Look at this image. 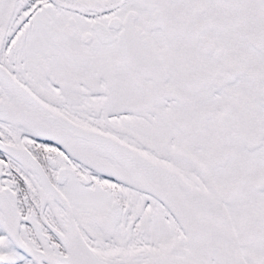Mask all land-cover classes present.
Here are the masks:
<instances>
[{"label": "snow or ice", "instance_id": "6c2138e0", "mask_svg": "<svg viewBox=\"0 0 264 264\" xmlns=\"http://www.w3.org/2000/svg\"><path fill=\"white\" fill-rule=\"evenodd\" d=\"M0 264H264V0H0Z\"/></svg>", "mask_w": 264, "mask_h": 264}]
</instances>
